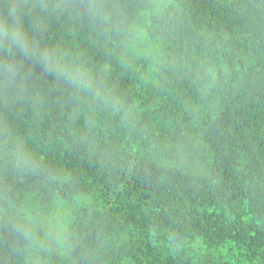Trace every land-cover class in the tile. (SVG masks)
<instances>
[{
  "label": "trees",
  "instance_id": "trees-1",
  "mask_svg": "<svg viewBox=\"0 0 264 264\" xmlns=\"http://www.w3.org/2000/svg\"><path fill=\"white\" fill-rule=\"evenodd\" d=\"M100 2L0 0V264H264V0Z\"/></svg>",
  "mask_w": 264,
  "mask_h": 264
},
{
  "label": "clouds",
  "instance_id": "clouds-1",
  "mask_svg": "<svg viewBox=\"0 0 264 264\" xmlns=\"http://www.w3.org/2000/svg\"><path fill=\"white\" fill-rule=\"evenodd\" d=\"M84 11L88 14H101L103 7L100 0H83ZM8 24L0 23V45H7L9 50L12 47L19 49L22 52H27L23 33L17 26L18 21L15 15V10L8 14ZM9 77L13 76V69H7Z\"/></svg>",
  "mask_w": 264,
  "mask_h": 264
},
{
  "label": "rangeland",
  "instance_id": "rangeland-1",
  "mask_svg": "<svg viewBox=\"0 0 264 264\" xmlns=\"http://www.w3.org/2000/svg\"><path fill=\"white\" fill-rule=\"evenodd\" d=\"M67 211L65 209V207L59 205L56 207V209L53 212L51 221H55L57 223H61V221L63 220V218H65Z\"/></svg>",
  "mask_w": 264,
  "mask_h": 264
}]
</instances>
